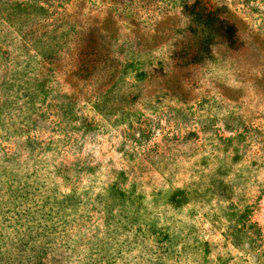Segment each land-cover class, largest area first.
Wrapping results in <instances>:
<instances>
[{"label":"rangeland","instance_id":"obj_1","mask_svg":"<svg viewBox=\"0 0 264 264\" xmlns=\"http://www.w3.org/2000/svg\"><path fill=\"white\" fill-rule=\"evenodd\" d=\"M0 264H264V0H0Z\"/></svg>","mask_w":264,"mask_h":264},{"label":"trees","instance_id":"obj_2","mask_svg":"<svg viewBox=\"0 0 264 264\" xmlns=\"http://www.w3.org/2000/svg\"><path fill=\"white\" fill-rule=\"evenodd\" d=\"M86 48L92 49L88 38L82 40Z\"/></svg>","mask_w":264,"mask_h":264}]
</instances>
